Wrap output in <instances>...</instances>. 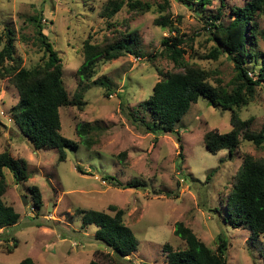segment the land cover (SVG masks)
<instances>
[{
	"label": "rangeland",
	"instance_id": "1",
	"mask_svg": "<svg viewBox=\"0 0 264 264\" xmlns=\"http://www.w3.org/2000/svg\"><path fill=\"white\" fill-rule=\"evenodd\" d=\"M109 1L0 0V33L11 30L15 55L25 68L33 67L43 56L29 21L30 16L42 14L43 33L63 61V82L70 100L80 87L76 69L83 60L85 39L110 44L129 34L136 38L134 53L98 60L92 78L83 82L88 87L81 106L59 108L60 133L65 137L79 141L77 123L93 127L90 147L66 148L62 162L56 149L36 150L22 136L11 115L18 92L8 78L0 80V152L7 150L12 157L24 159L28 174L26 181L16 183L4 169L7 187L2 199L19 219L13 226L0 228V264H17L26 257L35 264H88L95 258L107 263V256L95 253L108 251L94 238L97 227L89 224L82 228L81 216L88 209L112 214L110 205L123 210L124 223L138 240L123 264H166L165 244L175 250L185 248V242L173 233L176 221L190 227L211 250H216L219 236L223 237L228 242V264H264V234L255 236L245 228L231 227L224 206L243 155L264 161V146L256 147L240 136L232 155L227 150L210 153L202 141L204 134L229 131L231 112L203 97L175 124L180 141L175 134L146 132L139 124L141 120L153 123L140 103L151 94L154 83L162 74L182 69L172 63L161 45L163 38L175 33L156 21L163 17L174 20L178 36L185 42L184 66L204 69L210 84L230 91L234 86L232 61L225 54L217 59L204 56L216 45L209 24L227 25L233 18L231 8L240 6L242 0H227L221 7L220 0L203 5L199 0L189 4L187 0H137L149 9L140 11L124 4L107 18ZM217 10L222 14L214 19ZM254 19L259 55L249 60L246 68L248 75L256 78L264 63V15H254ZM238 114L250 120L249 131L259 132L264 127V83L255 87ZM122 152L125 156L118 157ZM105 174L123 184L137 179L142 186L123 189L103 180ZM31 186L41 193L40 207L34 205ZM8 247L12 252L8 253Z\"/></svg>",
	"mask_w": 264,
	"mask_h": 264
},
{
	"label": "trees",
	"instance_id": "2",
	"mask_svg": "<svg viewBox=\"0 0 264 264\" xmlns=\"http://www.w3.org/2000/svg\"><path fill=\"white\" fill-rule=\"evenodd\" d=\"M227 0H220V7ZM210 0H199V4H207ZM187 4L191 0L186 1ZM124 4L140 11L149 9V6L134 0H110L106 4V16L111 18ZM233 18L227 25L212 26L213 40L216 45L206 54L205 58L217 59L220 54H225L234 66V86L230 91L217 84L209 83V73L195 65H183L185 49L182 47V36H178V28L168 17L160 18L156 23L167 26L173 36L163 38V46L166 56L180 71L162 74L152 87L149 96L140 103L152 118V124L139 121L145 127L146 132L157 134L158 132L175 134L180 141L179 132L175 130V124L189 110L192 103H196L199 97L212 101L213 105L220 106L223 110H229L231 129L221 133L210 130L203 136L204 147L212 154L220 150H227L229 155L238 148L240 136L252 142L256 147L264 146V127L259 132L248 130L250 120L241 119L238 114L240 106L248 103V97H252L256 86L264 83V63L261 65L256 78L249 76L246 64L255 59L259 54L255 51L257 46L258 25L254 15H264V0H242L240 6L231 8ZM221 11L217 10L214 19H219ZM42 14L39 12L29 17L34 25L37 45L43 50L41 60L31 68L21 66V60L15 55L14 36L11 30L5 29L0 33V80L8 78L18 92L19 100L11 109L12 120L20 133L27 139L34 149H56L59 162L66 159V148L76 149L79 144L89 148L92 142L90 133L93 130L88 123H77L75 127L79 141L76 142L60 133L61 122L59 108L69 104H83V92L87 89L84 81H89L95 71L98 60L105 61L116 59L123 53H134L136 38L129 34L121 40L112 43H94L91 37L85 39L81 45L83 60L76 69L79 89L74 94L73 100L69 99L63 82V61L59 53L54 49L46 34L43 33ZM185 43V42H184ZM136 122V118L133 119ZM1 124V122H0ZM180 145V144H179ZM181 147V146H180ZM124 157L122 152L118 157ZM27 162L22 158H14L4 150L0 152V228L13 226L18 222L19 214L11 205L6 204L2 196L7 184L4 169L11 172L14 181L20 183L26 181ZM76 169L83 171L80 166ZM179 169V168H178ZM85 173V172H84ZM103 180H107L114 186L126 188H139L142 186L139 180H130L127 183L120 182L116 177L105 174ZM34 205L41 206V193L37 186L29 187ZM225 215L227 222L233 228H245L252 235L264 234V161L253 158L250 154L243 155L242 163L237 171L234 183L225 201ZM112 214L95 209L82 211L81 227L89 224L95 225L94 238L105 245L106 253L96 250L95 253L107 256L105 264H123L128 256L138 245V240L129 226L124 223L123 210L115 205L108 208ZM174 235L185 242V248L173 249L165 244L163 252L166 254V264H228L226 250L228 242L219 236L216 250H211L193 230L181 221L174 223ZM13 239V238H12ZM12 244L17 245L15 239ZM8 253L12 247L7 248ZM17 264H35L30 257H26ZM88 264H103L95 258Z\"/></svg>",
	"mask_w": 264,
	"mask_h": 264
},
{
	"label": "water",
	"instance_id": "3",
	"mask_svg": "<svg viewBox=\"0 0 264 264\" xmlns=\"http://www.w3.org/2000/svg\"><path fill=\"white\" fill-rule=\"evenodd\" d=\"M209 104L213 105V102L212 101H209ZM24 204H25V202H24Z\"/></svg>",
	"mask_w": 264,
	"mask_h": 264
}]
</instances>
